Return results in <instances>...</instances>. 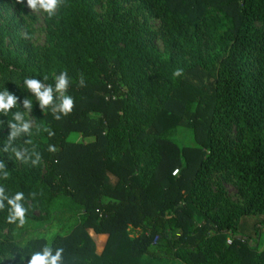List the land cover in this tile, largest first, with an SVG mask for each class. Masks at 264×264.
Instances as JSON below:
<instances>
[{"label": "trees", "instance_id": "1", "mask_svg": "<svg viewBox=\"0 0 264 264\" xmlns=\"http://www.w3.org/2000/svg\"><path fill=\"white\" fill-rule=\"evenodd\" d=\"M134 1L139 16L118 0L103 15V0H65L55 17L42 12L41 49L0 25V91L20 98L0 113V160L10 173L0 185L24 192L25 224L31 211L47 216L59 204L78 212L74 229L48 242L16 241L25 224L0 211V264H20L45 245L62 247L64 264H264V0ZM15 3L0 0V10ZM65 70L75 107L57 121L23 81L48 76L54 86ZM25 98L31 136L6 145L12 113L28 112ZM179 127L196 146L178 147ZM13 147H35L41 163H22ZM89 231L107 237L102 253Z\"/></svg>", "mask_w": 264, "mask_h": 264}, {"label": "clouds", "instance_id": "2", "mask_svg": "<svg viewBox=\"0 0 264 264\" xmlns=\"http://www.w3.org/2000/svg\"><path fill=\"white\" fill-rule=\"evenodd\" d=\"M16 4L23 5L24 0H15ZM65 4V0H27V7L33 13L43 12L47 14L49 18L56 16L61 6ZM183 68H176L172 72L173 78H179L183 75ZM53 84H47L43 81L48 80V76L43 77V81L37 78H25L23 83L27 91L30 92L35 100L38 102L39 108L44 111L51 110V113L55 120L59 121L64 116L71 114L75 107L74 98L68 95V89L70 86V77L68 72L61 71L58 75L53 77ZM78 85L80 87L86 86L83 74L79 75ZM19 97L9 92L7 89L0 91V113L7 116L12 109L16 108ZM22 106L28 109V113H21L15 111L12 113V121L8 122L11 132L8 137L6 145H11V142L21 137L22 134L31 136L32 124L30 120L25 119V116L31 112L33 101L29 98H25L21 101ZM15 121V123H13ZM44 131L48 133V136H54L55 133L48 127H44ZM26 144H30L31 140H26ZM3 152H8L9 147L6 146L2 149ZM50 153L57 151L54 145L48 146ZM11 153L15 158L22 163L30 164L35 167L41 163V154L32 148L31 152L27 147L23 148H11ZM58 162V161H57ZM5 162L0 160V179H9L10 173L5 170ZM37 192H30L29 196L32 199L37 197ZM25 194L22 191H17L14 194H10L6 191L5 186L0 185V211H7L6 221L9 224H16L17 226H23L26 222V216L28 208L25 207ZM6 202V203H5ZM54 253V254H53ZM64 249L62 247H53L49 245L43 246L39 251H34L30 255V259L20 257V264H64L63 259ZM14 259V257H10Z\"/></svg>", "mask_w": 264, "mask_h": 264}, {"label": "rangeland", "instance_id": "3", "mask_svg": "<svg viewBox=\"0 0 264 264\" xmlns=\"http://www.w3.org/2000/svg\"><path fill=\"white\" fill-rule=\"evenodd\" d=\"M103 2V6L96 7V11L102 15L106 13L108 8L111 6L108 0H103ZM118 4H120L121 7H124L125 9H129L131 7L134 8V12L137 14V8L139 5L138 2L133 0L131 3H128L126 0H118ZM26 5L27 0H24L23 5L15 3L12 4V6H10L7 11L0 10V25H3L10 30L16 31L20 37L27 39L34 47L41 49L45 45L43 14L42 12L33 13ZM141 18L142 19L139 20H146L144 17ZM148 24L153 31L158 29L156 22L150 20ZM155 45L159 51L163 50L161 41L158 37L155 40ZM25 119L30 120L33 126V120L30 114H27ZM174 136L178 147L196 146L192 131L187 128L179 127L176 130ZM75 140L81 141L80 137L75 138ZM90 141L92 140L85 139L84 142ZM223 179L224 178H218V180L221 182L222 188L225 191L226 198L234 204H240L234 186L230 182L223 181ZM77 214L78 212L74 208L62 206V204H59L58 207L53 209L50 215L47 216H45V214L41 213L39 210L31 211L30 218L25 224V228L19 232L20 237L15 240L19 241L26 240L28 238H43L49 242L54 236H65L69 234L77 225ZM137 233V231L131 230V236L135 237ZM89 236L95 243L96 253H102L107 237L103 235H97L93 231H89ZM263 246L264 228L260 229L257 243L258 250L261 251Z\"/></svg>", "mask_w": 264, "mask_h": 264}, {"label": "built area", "instance_id": "4", "mask_svg": "<svg viewBox=\"0 0 264 264\" xmlns=\"http://www.w3.org/2000/svg\"><path fill=\"white\" fill-rule=\"evenodd\" d=\"M177 172H174V175L176 174Z\"/></svg>", "mask_w": 264, "mask_h": 264}]
</instances>
